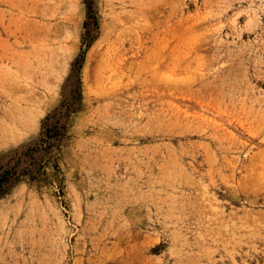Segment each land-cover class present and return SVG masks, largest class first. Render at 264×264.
I'll use <instances>...</instances> for the list:
<instances>
[{
	"label": "rangeland",
	"instance_id": "obj_1",
	"mask_svg": "<svg viewBox=\"0 0 264 264\" xmlns=\"http://www.w3.org/2000/svg\"><path fill=\"white\" fill-rule=\"evenodd\" d=\"M0 264H264V0H0Z\"/></svg>",
	"mask_w": 264,
	"mask_h": 264
}]
</instances>
